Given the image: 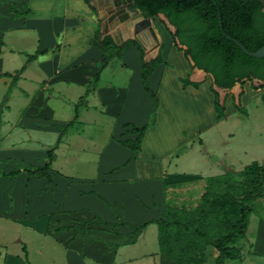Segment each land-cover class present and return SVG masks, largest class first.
<instances>
[{
  "label": "crops",
  "instance_id": "crops-1",
  "mask_svg": "<svg viewBox=\"0 0 264 264\" xmlns=\"http://www.w3.org/2000/svg\"><path fill=\"white\" fill-rule=\"evenodd\" d=\"M121 1L0 0V249L12 238L20 253L0 251V264H179L161 252L153 222L164 217L166 190L260 163L264 142L238 143L221 127L236 111L248 118L264 86L216 87L217 120L211 77L190 68L165 17L132 6L114 26ZM105 35L129 44L103 67ZM156 57L147 77L154 108L142 62ZM49 150V177L29 174ZM254 210L236 242L241 259L223 264H264V217L252 219ZM212 250L204 264H215Z\"/></svg>",
  "mask_w": 264,
  "mask_h": 264
},
{
  "label": "trees",
  "instance_id": "trees-1",
  "mask_svg": "<svg viewBox=\"0 0 264 264\" xmlns=\"http://www.w3.org/2000/svg\"><path fill=\"white\" fill-rule=\"evenodd\" d=\"M133 3V7L151 17L163 14L174 27L173 31H167L176 47L183 50L190 68L201 69L210 75L217 120L223 116L224 106L218 102L216 87L230 89L236 83L243 84V80H264V57L243 53L224 35L238 40L249 51L261 48L264 45V0H133ZM97 44L104 53V67L129 43L118 46L109 35H105ZM159 62V57L142 62L144 90L153 98L154 108L157 98L149 88L147 77ZM99 73L94 76V84ZM184 84L198 85L188 80H184ZM263 86L252 85V88ZM144 128L138 129V141ZM51 161L52 153L49 150L45 165L28 170V173L48 178L47 170ZM236 176L242 178L237 181L239 193H219L208 187L201 196V202L190 211H185L184 215L165 206L164 217L153 221L158 225V242L162 253L179 264H185L183 253L205 262L198 241L207 240L217 251L215 264H223L226 259H241L236 242L245 236L248 217L254 210L252 202L264 196V165L252 161L243 170L222 175L228 184ZM210 223L221 229L209 235L207 226ZM143 226L133 228L138 230ZM174 252H177L176 256Z\"/></svg>",
  "mask_w": 264,
  "mask_h": 264
},
{
  "label": "rangeland",
  "instance_id": "rangeland-1",
  "mask_svg": "<svg viewBox=\"0 0 264 264\" xmlns=\"http://www.w3.org/2000/svg\"><path fill=\"white\" fill-rule=\"evenodd\" d=\"M243 81L244 83L250 82L251 86L264 84V82H258L257 79L254 80L249 79ZM253 81L255 84L253 83ZM235 87H238L237 83L235 84ZM7 96L9 95L7 94L6 97ZM10 101L15 103L12 109V118L16 119L19 115V109L17 103V101H19L18 95L17 94L10 95ZM218 102L220 103V96H218ZM261 102L262 103L264 102L263 99L258 98L256 100H252L247 106H245L246 110H248V118H245L244 114L242 113L243 111H245V109L242 112L236 111L233 115L226 118V124L225 127L223 126L221 127L222 130L221 133H223L224 135L226 133L233 134L236 142L241 144L247 142V145H256L258 141L264 142V110L259 107L256 110L253 109V104L255 103L259 104ZM109 121H111L112 123V120L109 119ZM73 128L74 127H72L71 129ZM259 158H261L259 159L260 160L259 164L264 165V145L262 146L261 152H259ZM251 162L252 161L248 162L246 165L250 164ZM241 179H242L241 177L236 176V178L230 184L226 183L222 175L210 176V177L200 176L193 179L183 180L181 182L172 185L166 190V205L171 211H178L184 215L185 211H190L201 202V196L208 187H211L212 189H214L219 193H224V192L239 193L240 185L238 184L237 181ZM252 204L255 208L254 213L251 216L252 219L258 216L264 217V196L257 198L252 202ZM218 228L221 229V227ZM218 228L214 224L210 223L207 226V231L210 235L212 233H215ZM198 243H199L200 251L204 252L205 255L204 258L206 261L208 251L209 250L213 251L212 250L213 248L210 244H208L207 240H199ZM155 244L157 249L156 237H155ZM242 245H244L243 242ZM18 248H19L18 244L14 243L11 238V241L9 244H7V247L0 249V251L6 249L7 253L20 256V253L17 250ZM173 254L174 256H176L177 252L176 253L174 252ZM182 256L186 257V259L184 260L185 264L205 263L204 260L199 261V258L192 259L188 257L187 253H183ZM131 264H143V263L141 261L136 260V262H133ZM148 264H151L150 258L148 259ZM155 264H158V259H156Z\"/></svg>",
  "mask_w": 264,
  "mask_h": 264
},
{
  "label": "water",
  "instance_id": "water-1",
  "mask_svg": "<svg viewBox=\"0 0 264 264\" xmlns=\"http://www.w3.org/2000/svg\"><path fill=\"white\" fill-rule=\"evenodd\" d=\"M133 0H122L121 2H116L115 3V7H114V26L118 25L119 23H123L129 19H131V17H133L134 15V11L131 9V7L133 6ZM136 11L140 12L139 8H136ZM163 15V14H162ZM164 16V15H163ZM165 17V16H164ZM168 27L170 28V30H174V27L171 26L168 23L167 18H164ZM219 27L221 28V23L219 22ZM225 37L230 40L233 41L239 48L240 50L247 54L250 55L252 57H264V45L255 50V51H249L248 49H246L238 40L230 37L229 35L224 34ZM258 82H264V80H258ZM239 83H237L238 85Z\"/></svg>",
  "mask_w": 264,
  "mask_h": 264
}]
</instances>
